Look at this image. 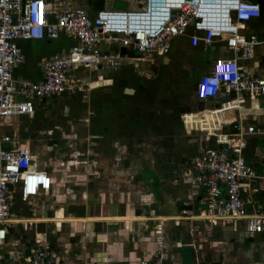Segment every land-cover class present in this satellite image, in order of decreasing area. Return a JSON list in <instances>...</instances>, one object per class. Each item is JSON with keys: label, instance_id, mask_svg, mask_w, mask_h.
Masks as SVG:
<instances>
[{"label": "built area", "instance_id": "1", "mask_svg": "<svg viewBox=\"0 0 264 264\" xmlns=\"http://www.w3.org/2000/svg\"><path fill=\"white\" fill-rule=\"evenodd\" d=\"M71 1L0 0V127H10L16 116L32 117L37 104L63 94L71 70L87 67L103 72L128 60L144 61L152 55L161 59L168 55L172 39L189 30L201 33L206 48L220 43L224 53L215 56L198 79V97L215 102L207 111L240 110L246 98H264V75L256 74L253 63L255 49L261 47L264 52V25H257L263 19L264 0H142L137 7L101 8L92 13L72 7ZM61 33L73 43L41 59L38 80H18L14 69L24 59L19 41L53 40ZM102 44L107 48H101ZM241 60L251 65L242 66ZM237 98L242 99L239 107L234 103ZM243 120L216 121L214 135L199 129L206 139L213 138L214 145L191 159L194 179L203 188L196 218L210 227L244 221L249 233L258 234L264 232V173H258L241 151L247 134L262 131L245 126ZM225 126L232 130L224 132ZM20 141L14 128L0 133V264H56L46 234L40 231L33 232L27 253L19 252L14 262H6L3 247L11 224L36 230V219H14L15 196L27 201L39 191L47 192L51 184L35 155ZM41 174L48 179L46 187ZM256 194H262V203L248 212L246 203L254 201ZM155 232L154 258L125 264H166L164 232L159 226Z\"/></svg>", "mask_w": 264, "mask_h": 264}, {"label": "crops", "instance_id": "2", "mask_svg": "<svg viewBox=\"0 0 264 264\" xmlns=\"http://www.w3.org/2000/svg\"><path fill=\"white\" fill-rule=\"evenodd\" d=\"M95 1L98 3H95ZM99 2V0H94L92 4L87 6L86 10L92 13L98 9L107 8L102 7ZM262 18L257 25H264V14ZM63 36L64 39L62 38L56 44L52 40L19 41L24 59L18 64V68L16 67L17 70L14 69V76L18 80H38L41 76V59L57 54L67 49L73 43L69 37ZM104 46L103 49H106L107 45ZM171 46H173L172 41ZM208 53L210 59L206 63L205 72L209 70L210 63L215 56L224 55L220 43L211 44ZM168 56L169 54L165 57ZM262 57H264V52L261 47H257L254 51L253 63L256 66L255 72L258 75H264L260 74V70L262 69L261 63L263 62H260V59ZM169 58L170 56L168 57V62ZM152 60L163 64V57L161 59L154 57ZM131 62L134 63V61L128 60L124 62V66L115 70L108 69L103 72L94 71L87 67H79L69 72V83L71 81H76L77 83V80L82 78L87 81V85L95 83V86L92 88H100L99 90L103 93L102 131L104 152L111 155L118 154L119 156H113V161L103 162L102 179L104 191L98 196H90L86 193V199H83L71 213H66L64 206H60L52 211L48 203H44L43 201L40 205L39 202L42 199L52 198L49 194L42 198V191H39L37 196L27 201L19 200L16 195L15 199L17 203L14 202L13 206L14 219H22V222L26 219H36V230L33 228L25 229L22 223L11 224L8 229L7 243L3 247L6 262H14L19 252L20 254L28 252L29 248L33 245L32 236L34 231L46 234V239L55 255L54 261L56 264H125L154 258L157 252V234L155 229L159 223L156 220L157 217H154L157 213V208L152 205V202L150 205L142 204V202L148 200V196L143 194H128L123 189L121 190V187L124 186V181H127L125 175L127 166L121 160L124 153H128L126 149L127 144L124 140L130 139L132 150L139 147L141 151L143 148L141 149L140 147L141 141L139 139L143 137H154L156 139L161 134V137L171 136L170 138H174L176 137L175 133L184 134V136L189 137L187 139V150L191 155H194L202 149L214 145L213 138L206 139L205 133L199 129L207 131L209 135H213L218 127L216 121L221 123L224 119L232 121L234 118L243 117V124L245 126L253 125L261 130L264 128V107L260 105L262 98H252L250 100L246 98L245 104L240 110L221 111L218 114H214V111L209 112L205 108V105L209 106L212 102L211 106H213L215 104L214 101L202 99V105L193 107L194 112L182 114L180 120L176 119L174 113H170L171 109L168 110V106H166L168 114L165 118L160 119L159 113L153 110L147 116L146 122L143 123L139 107L144 105L143 103L146 100L136 97V94L139 93L138 90H136L133 84H128L129 78L135 76L133 72L140 71V68L136 62L135 64ZM240 64L242 66H249L251 62L241 60ZM81 68L87 69L86 73L82 72L75 79L73 71ZM125 89H132L133 92L127 93ZM66 92L67 90L59 96L65 95ZM54 97L56 98V96ZM53 98H48L43 103L37 104L32 117L24 116L19 118L26 121V126L23 128L24 131H29L32 119L37 114L39 115L41 110ZM240 102H242L241 98L235 99L234 103H236V107L240 106ZM92 105L96 107L94 102ZM152 106H149L150 109H153ZM249 107L250 109H248ZM199 111H201V114L198 113ZM45 112L46 110H44V115L46 114ZM13 120H15L14 117L10 122ZM10 127L13 126L11 125ZM10 127H0V133L7 132ZM144 128H147V130ZM231 130V126L223 128L224 132ZM262 133L247 134L246 145L242 149L241 154L252 165L257 164L261 166L260 170H255L263 174L264 155L261 157L255 156L253 159V153L250 148L252 140H254L253 137ZM19 137L21 139L20 144L28 147L32 154L35 155L37 151L35 150V145H32L31 137L20 135V133ZM197 138L199 141H197ZM5 146L9 147L10 144H6ZM138 151L135 150L134 152L138 153ZM35 162L43 170L48 171V167L43 166L37 161L36 155ZM52 170H60V167L57 166L52 168ZM122 173L124 174L122 175ZM184 173L188 174L186 178L195 181L191 162L189 168ZM50 175L53 177V181H51L49 193L53 195L58 188L54 179L55 173L53 172ZM41 181L46 187L48 179L43 174H41ZM189 185H191V189H189L190 195L188 197L195 199L194 205L196 206L193 208V205H188V208L197 215L200 209L199 199L203 195V188L197 182L196 185L191 183ZM116 186H119L118 190L112 188ZM84 194L81 196L84 197ZM261 197V194H256L253 197L254 201L246 203L248 212L258 210L259 205H261L260 203H262ZM167 209V212H169L173 207L167 205ZM196 215L190 217L181 215L180 218L182 219H177L173 224L170 223L168 228H164V259L166 264H211L205 260H210L213 252H216L220 262L221 257L224 255V250H226L225 248L227 250L229 248V245H225L227 240L237 239L242 234L249 240L256 238V235H258V239L264 237V232L258 234L249 233L246 230L244 221H237L235 225L210 227L206 222L196 219ZM180 220L181 223H187V228L179 226ZM187 220H193V224ZM189 223L190 225H188ZM15 226L20 228L17 232ZM19 261H21L20 258Z\"/></svg>", "mask_w": 264, "mask_h": 264}, {"label": "rangeland", "instance_id": "3", "mask_svg": "<svg viewBox=\"0 0 264 264\" xmlns=\"http://www.w3.org/2000/svg\"><path fill=\"white\" fill-rule=\"evenodd\" d=\"M93 1L72 0L71 5L86 10ZM99 1L102 7L115 9L137 7L142 3V0ZM95 3L98 2L95 1ZM63 35L61 33L52 41L56 44L62 38L64 39ZM172 42L167 64L153 61L152 58L157 57L154 55L147 57L144 61L131 62L132 64L136 62L140 68V71L133 72L135 76L129 78L128 84H133L138 90L136 97L146 100L144 105L139 107L143 123L153 110L159 113L161 119L165 118L168 110L171 109L170 113H174L175 118L180 120L182 114L194 112L193 107L202 105V99L197 95V84L199 76L205 72L206 63L210 59L209 48L204 46L201 33L193 30L173 38ZM104 47L102 44L101 48ZM157 60L159 61L158 58ZM260 62H262L260 74H264V57L260 59ZM86 71L87 69L83 68L75 70L73 77L76 79ZM86 82L82 78L78 79L77 83L71 81L65 95L52 97L47 107L45 106L41 113L32 119L29 131L23 130L26 121L19 119L24 116L14 117L15 120L11 121L13 127L10 129L14 128L18 134L31 137L32 145L36 147L37 161L48 167L46 172L51 181L53 177L50 174L55 173L57 191L53 195L49 193V190L46 193L42 191V198L48 194L52 198L42 199L39 202L40 205L43 201L48 203L52 211L64 206L66 213H71L83 199H86V193L90 196L101 194L104 191L103 162L113 161V156H119L104 152L103 93L99 90L100 88L89 87ZM261 98L260 105L264 107V98ZM93 102L96 107L92 105ZM211 104L205 105V108H211ZM151 105L153 109H150ZM44 110H46L45 115ZM144 129L147 130V128ZM261 131H263L262 134L253 137L254 140L250 146L253 159L255 156L264 155V128ZM160 135L156 139L154 137L139 139L140 147L143 148L141 151L139 147L132 150L130 139L124 140L128 153H124L121 160L127 166L125 173L127 181H124L121 190L128 194L148 196V200L142 204L150 205L152 202V205L157 208V213L154 215L159 222L157 226L164 230L170 223L173 224L177 219H182L181 215L189 217L196 215L188 208V205H193V208L196 206L195 199L188 197L189 189H191L189 184L196 185V182L186 178L188 174L184 173L189 168L193 156L187 150L189 137L179 133H175L174 138ZM197 141H199L198 138ZM135 150L140 152L136 153ZM57 166L60 170H52ZM112 188L118 190L119 186ZM82 194L84 197L81 196ZM14 202L17 203V200L15 199ZM167 205L173 207L169 212H167ZM187 221L193 224V220ZM179 226L187 228V223H181L180 220ZM19 229L15 226L16 232ZM257 237L258 235L249 240L242 234L237 239H229L225 243L226 246L229 245V248L228 250L225 248L220 262L216 252L212 253L210 260L205 261L211 264H264V237L260 239Z\"/></svg>", "mask_w": 264, "mask_h": 264}, {"label": "water", "instance_id": "4", "mask_svg": "<svg viewBox=\"0 0 264 264\" xmlns=\"http://www.w3.org/2000/svg\"><path fill=\"white\" fill-rule=\"evenodd\" d=\"M255 62L257 63V61H255ZM162 63L167 64L168 63V57H163ZM254 71H256V69H254ZM125 92L132 93L133 91H132V89H125ZM209 100H211V98H209ZM216 106H218V105L216 104ZM9 189H11V185H9Z\"/></svg>", "mask_w": 264, "mask_h": 264}, {"label": "trees", "instance_id": "5", "mask_svg": "<svg viewBox=\"0 0 264 264\" xmlns=\"http://www.w3.org/2000/svg\"><path fill=\"white\" fill-rule=\"evenodd\" d=\"M253 167H254L256 170H260V167H261V166L255 164V165H253Z\"/></svg>", "mask_w": 264, "mask_h": 264}, {"label": "bare ground", "instance_id": "6", "mask_svg": "<svg viewBox=\"0 0 264 264\" xmlns=\"http://www.w3.org/2000/svg\"><path fill=\"white\" fill-rule=\"evenodd\" d=\"M93 86H95V83H90L89 84V87H93ZM215 134V132L213 133V135ZM40 180H41V177H40Z\"/></svg>", "mask_w": 264, "mask_h": 264}, {"label": "flooded vegetation", "instance_id": "7", "mask_svg": "<svg viewBox=\"0 0 264 264\" xmlns=\"http://www.w3.org/2000/svg\"><path fill=\"white\" fill-rule=\"evenodd\" d=\"M263 14H264V11H263Z\"/></svg>", "mask_w": 264, "mask_h": 264}]
</instances>
